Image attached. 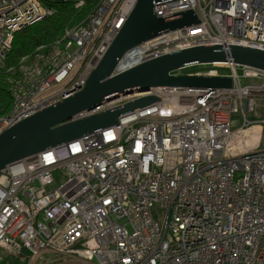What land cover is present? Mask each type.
<instances>
[{"label": "built area", "instance_id": "built-area-1", "mask_svg": "<svg viewBox=\"0 0 264 264\" xmlns=\"http://www.w3.org/2000/svg\"><path fill=\"white\" fill-rule=\"evenodd\" d=\"M45 1L0 0V68L14 32L53 13ZM135 2L99 0L60 39L22 56L7 76L12 103L0 114V133L81 89ZM186 10L197 21L126 48L111 74L201 44L264 49V0L153 1L165 20ZM215 64L169 74L228 76L229 87L151 86L147 95L157 100L120 114L116 123L6 163L0 249L9 257L22 248L30 257L51 252L74 264H264V148L226 153L250 123L255 98L264 122V69ZM239 110L244 125L232 127Z\"/></svg>", "mask_w": 264, "mask_h": 264}, {"label": "water", "instance_id": "water-1", "mask_svg": "<svg viewBox=\"0 0 264 264\" xmlns=\"http://www.w3.org/2000/svg\"><path fill=\"white\" fill-rule=\"evenodd\" d=\"M154 0H136L122 27L97 61L84 86L62 95L54 103L43 106L28 117L0 133V169L15 159L37 153L117 122L120 114L147 105L157 97L153 94L135 97L105 110L73 118L83 110H91L103 100L109 101L148 90L156 85L178 87H229L231 78L220 75L169 74L180 67L204 63L233 62L264 69V49L240 44L189 46L140 62L118 74H111L122 52L143 39L166 32L184 21H197L191 10L177 18L165 20L155 15Z\"/></svg>", "mask_w": 264, "mask_h": 264}, {"label": "trees", "instance_id": "trees-1", "mask_svg": "<svg viewBox=\"0 0 264 264\" xmlns=\"http://www.w3.org/2000/svg\"><path fill=\"white\" fill-rule=\"evenodd\" d=\"M46 0V4L53 9V13L45 19L26 26L14 32L11 48L7 52L4 67L0 68V114L6 112L12 103V96L8 89L7 76L12 74L10 68L17 65L22 56L29 54L37 47L52 43L60 39L64 31L73 25L81 23L99 0ZM211 64L208 67H215ZM196 71L197 66H190ZM30 255L26 249L12 257L9 264H27Z\"/></svg>", "mask_w": 264, "mask_h": 264}, {"label": "rangeland", "instance_id": "rangeland-1", "mask_svg": "<svg viewBox=\"0 0 264 264\" xmlns=\"http://www.w3.org/2000/svg\"><path fill=\"white\" fill-rule=\"evenodd\" d=\"M197 68H207L211 64H196ZM191 67L183 69V71L193 70ZM136 93V92H134ZM133 94V93H131ZM262 112V100L260 98H255L254 110L248 114V120L250 123L246 125L243 131L235 136L233 140L228 144V149L226 151L227 156H235L241 154L245 151V148L250 147L251 149L255 147L264 148V122L261 121ZM232 127L243 124V116L241 111L238 113H232ZM0 264H9L12 257L0 249ZM57 255L51 252H44L41 256L29 257L27 264H74L78 263V260H56ZM53 260V261H48Z\"/></svg>", "mask_w": 264, "mask_h": 264}, {"label": "bare ground", "instance_id": "bare-ground-1", "mask_svg": "<svg viewBox=\"0 0 264 264\" xmlns=\"http://www.w3.org/2000/svg\"><path fill=\"white\" fill-rule=\"evenodd\" d=\"M136 93H134V96L140 97V96H145L148 94L147 90H143V91H135Z\"/></svg>", "mask_w": 264, "mask_h": 264}, {"label": "clouds", "instance_id": "clouds-1", "mask_svg": "<svg viewBox=\"0 0 264 264\" xmlns=\"http://www.w3.org/2000/svg\"><path fill=\"white\" fill-rule=\"evenodd\" d=\"M204 64H215V63H204ZM216 65H218V64H216ZM187 68H188V66H186ZM188 71V70H187ZM187 74V73H186ZM129 94H131V93H129Z\"/></svg>", "mask_w": 264, "mask_h": 264}, {"label": "crops", "instance_id": "crops-1", "mask_svg": "<svg viewBox=\"0 0 264 264\" xmlns=\"http://www.w3.org/2000/svg\"><path fill=\"white\" fill-rule=\"evenodd\" d=\"M249 148V147H248ZM245 149H247V148H245Z\"/></svg>", "mask_w": 264, "mask_h": 264}]
</instances>
